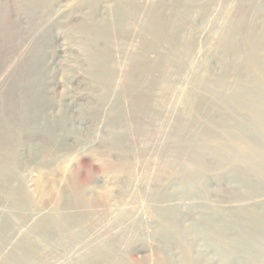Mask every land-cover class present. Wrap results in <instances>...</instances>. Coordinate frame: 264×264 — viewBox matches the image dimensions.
Instances as JSON below:
<instances>
[{
	"label": "rangeland",
	"instance_id": "374dc122",
	"mask_svg": "<svg viewBox=\"0 0 264 264\" xmlns=\"http://www.w3.org/2000/svg\"><path fill=\"white\" fill-rule=\"evenodd\" d=\"M212 3L184 29L193 62L156 70L148 54L146 77L137 62L146 13L171 17V0H137L143 12L122 36L116 0H0V264H83L92 250L106 264H264V227L249 216L264 215L262 174L246 146L225 138L247 117L221 105L207 118L195 103L227 100L212 87L223 66L229 82L232 72L245 78L250 45L264 41V0ZM106 44L113 78L102 86L88 50ZM129 77L155 83L147 105ZM193 151L202 160L188 167Z\"/></svg>",
	"mask_w": 264,
	"mask_h": 264
},
{
	"label": "bare ground",
	"instance_id": "6f19581e",
	"mask_svg": "<svg viewBox=\"0 0 264 264\" xmlns=\"http://www.w3.org/2000/svg\"><path fill=\"white\" fill-rule=\"evenodd\" d=\"M116 1H117L118 7L116 9L117 23H116L115 27L117 29V32L120 33V35L122 36V35H125V34L130 32L131 28L133 27L132 22H135L137 19L139 20L140 14L143 11L141 10V8L138 7L137 0H116ZM87 2H88V0H87ZM202 2H206L207 4H213L212 3L213 0H171V3H172V10L170 11L171 17H168V18L164 16L165 13L161 9L157 8V9H148V11L146 10L148 21L144 25V30L142 32H144L146 37H149V40H142L141 53L137 59V60H139L137 62H139L140 64H143V63H144V65L147 64V65H145L146 77L147 76L149 77L150 71L152 73V70H150L151 69L150 67H152V65H151L152 63L156 64L155 65L156 68H154V69L160 70L161 68H164V65L172 58V60L175 61V64L173 65L174 66V73H175V72H182V70L187 65L189 66V64H191L193 62V59H194L195 55L197 54V52H196L197 50L194 49V46L192 44L191 39L184 34V29L186 28L187 25L191 24V14L193 12L203 11V7L201 5ZM95 27H96L95 29L94 28H90V29L93 30V33H95L96 36H103V34H105L104 37H106L107 29L105 27L97 26V25H95ZM231 36L232 35L229 34V38ZM252 41H254V40H252ZM230 44L231 45L233 44V46H235L234 45L235 41L233 40V37L230 38ZM109 45L110 44H106L105 50L101 51L100 53H95V54L91 53L87 49L88 54H89V60H90V63H89L90 79H91L92 83H98L99 84V82H100V83H102V86L103 85L108 86L109 84H111V81L113 78V75H112L113 70L111 69V54H110L109 50H107L109 48ZM260 52L264 53V41L261 39L260 40L258 39L250 45L248 56H247V59H248L247 60L248 65L247 66H248L249 70L246 73L245 78L240 76L241 73H239V75H237V74L232 72L231 73L232 79L229 82L230 73L227 74L228 72L225 71V66H223L222 73L220 74V76H218V78L213 83V85L208 84L210 86L212 85L213 88L218 89L215 92L216 94H219L222 91L224 93V94L222 93V95H224V98H225V96H227L226 97L227 100L225 99L226 101H224L225 103L221 100H218L213 104H209V105L206 104L207 106H204L205 104L201 103L200 101H198V102L196 101L195 103L197 104L196 109L201 110L202 113L207 118L211 117V115H212L211 113L214 112L215 108H217V109L221 108L222 107L221 105L226 106L227 109L232 110L233 112L235 111L237 113L238 112L244 113L246 115V117H247L246 122L245 121L243 122L237 118L235 124H233L234 127L230 126L236 132L226 133L225 130H221V131L223 134H225V133L227 134V135H225V138L228 141L246 146L245 148L243 147L245 149V152L247 151L249 153H252L256 157L255 160L252 162L253 164L251 162H249L250 160H248V158L246 159L245 157H242L241 156L242 154L241 155L239 154V156L237 158L239 160H242L243 163H245V164H247L248 162L251 163L250 164L251 171L256 172V173H257V171L260 172L262 174L261 178L264 182V166H263L264 165V59L261 60V58L259 57L258 54ZM148 54L154 55V62H152L151 64L146 62V58H147ZM187 70H189V68ZM170 73H171V71H170ZM252 74H253V76H252ZM26 77L28 79V75ZM126 80L128 81L130 89H134V90L138 89L141 91V93L140 92L139 93L142 95L141 96L142 102H144L147 105L149 103V99L151 96V91L149 88L153 87L155 85V83L150 82V83H147L148 84L147 85V84H145L146 81L143 80L140 83H138L139 84L138 85L136 83L133 84L132 78H130V77ZM206 80L207 79H205L202 75L199 76V81L201 83L207 82ZM29 81L32 82L31 78H29ZM32 86H35V85L32 84ZM36 90H38V89L32 87V92H33L32 95L33 96L35 95L34 96L35 101H37L36 99H38L36 96V95H38V92ZM23 94H24V92H23ZM25 94H26V96H28L29 95L28 91L27 92L25 91ZM30 95H31V93H30ZM35 101H34V103L33 102L31 103L33 108H36L38 106V103H35ZM194 104H192V105H194ZM202 106H204V107H202ZM227 121H228V119H224V118L220 119V123H222V126H221V124H220V126L222 127V129H224V127H226L225 122H227ZM242 126L250 127L255 132L257 131L258 133L262 134L263 135L262 139L256 140L254 134L244 136V134H242L239 130V129H241ZM210 129H212V128H210ZM204 131H205V129H204ZM46 132L48 133L49 129L46 130ZM183 133H185V132L183 131ZM255 134H257V133H255ZM175 136H177V135L175 134ZM210 136H212V135H210ZM178 137H180V136H178ZM212 139H214V138H212ZM250 139H251V141H250ZM254 141H256V142H254ZM232 145L234 146V144H232ZM239 147L240 146L235 145V148H233V149H235V151L239 152V150H238ZM188 156L189 157L186 160V164L188 165V167L191 165L194 166L196 164H199V162L202 160V159L200 160V159H198V157H196V153H194V151H193V153H188ZM232 156L233 155H231V157ZM229 162H231V161H229ZM252 168H254V169H252ZM254 170H256V171H254ZM192 174H194V175H190V177L187 179L185 178L186 179L185 185L190 186L192 181L194 182L196 180V178L198 177V174L196 172H193ZM192 176H193V178H192ZM3 177H4V174H3L2 168L0 167V178H3ZM19 188H21V186ZM249 216L251 217V220L254 221V223H255V221L260 222V224L264 227V215H263V213H262V215L252 214ZM236 217L239 218L240 216H236ZM243 218L244 217H240V219H242V220H243ZM61 226H63V225H61ZM63 228L62 227L59 228V229H61V232H62ZM258 231H257V233H259ZM240 234H242V233H240ZM253 242H255V241H253ZM256 244H258V243H256ZM22 248H24V247H22ZM90 252L91 253H88L85 257L82 258L83 264H106L107 260L105 259L106 258L105 254L101 253V255H100L97 251H94V250H92Z\"/></svg>",
	"mask_w": 264,
	"mask_h": 264
}]
</instances>
